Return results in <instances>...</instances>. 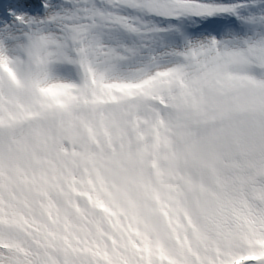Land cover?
Listing matches in <instances>:
<instances>
[{
  "label": "snow or ice",
  "instance_id": "obj_1",
  "mask_svg": "<svg viewBox=\"0 0 264 264\" xmlns=\"http://www.w3.org/2000/svg\"><path fill=\"white\" fill-rule=\"evenodd\" d=\"M0 264H264V0H0Z\"/></svg>",
  "mask_w": 264,
  "mask_h": 264
}]
</instances>
